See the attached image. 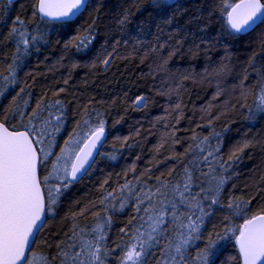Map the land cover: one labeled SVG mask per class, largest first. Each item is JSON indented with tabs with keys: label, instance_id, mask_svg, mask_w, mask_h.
I'll return each mask as SVG.
<instances>
[{
	"label": "trees",
	"instance_id": "obj_1",
	"mask_svg": "<svg viewBox=\"0 0 264 264\" xmlns=\"http://www.w3.org/2000/svg\"><path fill=\"white\" fill-rule=\"evenodd\" d=\"M171 2L177 7L161 14L153 10L152 0H90L77 19L46 23L39 13L33 14L35 0L0 1V73L9 75L8 65L20 57L13 93L24 89L19 102L28 100L26 115L38 100L45 104L60 100L64 106L61 128L51 137L54 153L69 136H84L88 126L100 120L107 131L92 167L68 189L55 217L38 234L34 249L38 254L54 256L56 243L65 238L63 234L73 223L72 215L85 208L102 211L98 202L104 193L115 191L120 196L119 187L131 181L135 191L129 194L125 190L123 195L134 197L141 190H154L158 177L179 180L184 167L199 177L193 194L201 184L207 187L213 176L222 174L227 180L219 196L224 207L208 209L209 202L204 201L212 215L204 221L201 238L188 250L191 264H197L196 251L208 243L210 233L215 239V232L225 225L242 223L239 217L224 219L229 214V200L254 197L251 214L264 206V116L248 119L260 92L258 82L264 77V24L233 38L226 32L223 0ZM125 14L128 19L121 24ZM17 16L24 23L16 27L44 37L26 55L23 46L17 53L16 39L9 38ZM85 37L84 46L77 48ZM60 89L64 91L57 95ZM140 97L143 101L136 104ZM11 100V94L0 97V113ZM50 110L55 112L56 108ZM85 119L88 126L83 123ZM9 123L20 124V120L10 116ZM205 137L203 153L188 151ZM218 141V153L208 161L200 159L198 167L193 164L194 157L214 151ZM246 143L248 147L238 153L240 159L229 161L232 152ZM134 203L133 199L123 212L113 213L107 246L116 250L108 258L109 264H119L121 251L116 244L123 247L133 234L137 221L131 225L128 221L135 215ZM78 219L82 227L93 223L90 212ZM125 226L127 235L119 231ZM163 244L161 239L153 250L155 255L146 258L149 264L160 258ZM217 251L221 254L216 264L240 261L234 239L221 241Z\"/></svg>",
	"mask_w": 264,
	"mask_h": 264
},
{
	"label": "snow or ice",
	"instance_id": "obj_2",
	"mask_svg": "<svg viewBox=\"0 0 264 264\" xmlns=\"http://www.w3.org/2000/svg\"><path fill=\"white\" fill-rule=\"evenodd\" d=\"M87 5L88 0H35L33 14L39 13L42 20L48 18L46 23H63L71 21ZM152 7L164 14L177 5L171 0H152ZM222 11H226L227 35L233 38L249 30L254 31L264 24V0H239L231 4L228 0H223ZM127 19L125 14L120 23L124 24ZM23 23L19 16L15 17L9 38L16 39L17 53L21 52L23 46V53L26 55L44 37L30 35L26 30L16 27V24ZM86 39L87 37L81 39L76 47L84 46ZM19 59L17 56L8 65L9 75L0 73V97L12 95L11 103L0 113V264H109L108 258L116 250L107 246L113 213L123 212L133 199L135 203L132 210L135 215L129 219L128 224L131 225L134 221L137 224L123 247L116 244V248L121 251L119 264H149L146 258L155 255L153 250L161 244V239L164 244L155 264H191L187 258L188 250L193 241L201 238L204 221L212 215L211 211L205 209L204 201L209 202L208 209L213 205L224 207L219 196L227 180L222 174L213 176L207 182V187L201 184L199 191L193 194V187L199 177H194L189 167H184L183 176L179 180L172 182L158 177V185L154 186V190H141L134 197L123 195L125 190L129 194L135 191L130 187L131 181L119 187L120 196L115 191L104 193L98 202L103 206L102 211L91 212V209L85 208L72 215L73 223L69 232L63 234L65 238L56 243L54 256L38 254L34 250L38 246V234L44 230L48 220L55 217L61 198L75 182L87 174L93 162V153L104 137L105 124L100 120L95 126H88L89 122L85 119L83 123L88 126L86 134L80 136L75 133L76 139L69 136L59 152L54 153L51 137L61 128L64 106L60 100H56L54 104L38 100L35 108L25 114L28 100L19 102L24 89L20 88L19 92L13 93L18 84L16 70ZM103 62L107 64L108 60ZM258 83L261 88L254 107L249 109V120L264 116V77ZM63 91L64 89H60L56 94ZM143 99L140 97L135 103L140 104ZM52 108H56V111H51ZM42 112L46 115H41ZM10 116L19 119L20 124H10ZM214 135L219 136L217 133ZM193 140H197V137L194 136ZM81 143L82 147L74 146ZM206 143L205 137L195 147L189 146L188 151L198 150L203 153L205 148L201 145ZM247 147L246 143L234 150L228 157L229 161L239 160L238 153ZM219 151L218 141L214 151L209 150L203 157H194L193 164L198 167L200 159L208 161L210 156ZM131 171L135 172V168ZM201 175L208 174L201 172ZM53 180L55 183H50ZM101 191L104 192L103 186ZM252 199L254 197L248 200H229L226 205L229 214L224 219L231 221L232 217H239L242 223L225 225L220 232H215V239L210 233L208 243L196 251L197 264H216L221 254L217 251V245L228 239H234L238 247V264H264V206L251 214ZM114 200H119L120 203L117 205L113 203ZM86 212L93 216L90 227H82L78 219ZM119 231L127 235L128 227H122ZM120 239L123 240V236ZM43 243L47 244V241ZM230 259L234 261L236 257Z\"/></svg>",
	"mask_w": 264,
	"mask_h": 264
},
{
	"label": "water",
	"instance_id": "obj_3",
	"mask_svg": "<svg viewBox=\"0 0 264 264\" xmlns=\"http://www.w3.org/2000/svg\"><path fill=\"white\" fill-rule=\"evenodd\" d=\"M0 1H3V0H0ZM7 1L14 2V1H17V0H7ZM89 2H90V0H88V5H89ZM238 2H239V1H238ZM88 5H87L84 9H82V10L80 11V13H78L76 16H74V17L71 19V21L77 19L78 16H80L84 11H86L87 8H88ZM47 19H48V18H45V20H47ZM66 22H68V21H66ZM21 130H23V129H21ZM106 137H107V131H106V129H105L104 137L102 138L101 143L97 145V149H96V151H94V153H93V162L91 163V166L88 168V171H89V169L92 167V165H93V163L95 162V160H96L98 154L100 153V150H101L102 146L104 145V143H105V141H106ZM82 146H83V145H81V147H82ZM84 176H85V175H83L82 177H84ZM82 177H81V179H82ZM77 182H78V181H77ZM75 183H76V182H75Z\"/></svg>",
	"mask_w": 264,
	"mask_h": 264
},
{
	"label": "rangeland",
	"instance_id": "obj_4",
	"mask_svg": "<svg viewBox=\"0 0 264 264\" xmlns=\"http://www.w3.org/2000/svg\"><path fill=\"white\" fill-rule=\"evenodd\" d=\"M171 1H173V0H171Z\"/></svg>",
	"mask_w": 264,
	"mask_h": 264
}]
</instances>
